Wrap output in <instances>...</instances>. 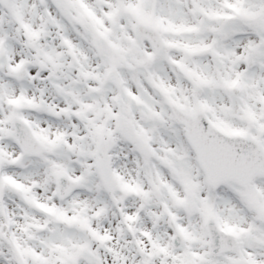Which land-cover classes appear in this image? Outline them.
<instances>
[{"label": "snow or ice", "instance_id": "obj_1", "mask_svg": "<svg viewBox=\"0 0 264 264\" xmlns=\"http://www.w3.org/2000/svg\"><path fill=\"white\" fill-rule=\"evenodd\" d=\"M15 2L22 6V0ZM108 8L113 22L122 14L135 18L134 28L149 34L143 46L129 38L127 47L112 48L102 71L82 72L91 102L73 95L69 103L77 105L76 111L57 113L45 106L54 117L83 121L86 130L98 127L89 112L109 125L114 121L146 162L155 160L158 182L130 186L110 165L101 142L93 151L81 150L90 162L73 177L47 155L81 148L64 142L65 133L57 131L50 139L47 130L33 131L40 145L35 148L0 127V134L19 148V154L0 159V213L5 189L37 210L25 213L30 224L16 225L28 241L21 245L13 234L12 264H264V225L256 227L264 220V0H116ZM25 65L21 60L9 73L21 81L38 80ZM162 65L176 72L174 85L154 82L152 69ZM141 69H147V83L136 80L132 88L127 76ZM23 92L22 87L21 95L9 96L7 103L18 108L21 102L28 108L45 104H35ZM13 118L29 125L16 112L0 124ZM72 136L82 139L75 132ZM0 155H7L2 146ZM41 164L59 169L53 198L60 195L61 176L94 197L73 196L67 207L63 195L59 205L37 202L23 183L30 173L16 169ZM225 224L231 226L226 233ZM113 231L116 246L110 243ZM216 232L231 238L230 248L223 239L218 249L215 240L205 242Z\"/></svg>", "mask_w": 264, "mask_h": 264}, {"label": "clouds", "instance_id": "obj_2", "mask_svg": "<svg viewBox=\"0 0 264 264\" xmlns=\"http://www.w3.org/2000/svg\"><path fill=\"white\" fill-rule=\"evenodd\" d=\"M115 2L116 0H22V6H19L15 0H0V85L5 86L0 88L2 98L0 120H4L9 113L16 112L25 116L30 125H24L22 121L13 118L0 124V127L12 130L26 144L35 148H39L40 145L32 137L33 131L47 130L50 139H55L54 134L57 131L65 133L64 142L78 143L81 148L71 151L60 148L47 155L53 162L67 168L73 177L80 172L82 165L90 162L80 154L81 150L93 151L95 143L101 142L106 146L110 165L130 186L142 185L148 188L151 183L158 182L155 160L149 159L146 162L136 145L115 128L114 121L109 125L103 116L98 117L95 112H89L88 119L94 121L98 127L86 130L83 121H74L66 115L54 117L45 106H51L57 113L65 108L76 111L77 105L69 103L73 95L89 97L91 102L88 92L89 81L82 72H95L98 68L102 71L105 58L112 48L127 47L129 38L140 40L143 46V40L147 39L149 34L142 27L134 28L137 24L134 17L122 14L115 22L108 18L107 13L111 11L108 4ZM21 60L26 62L25 67L33 69V76L39 75L38 80L21 81L9 73V67H15ZM145 71L147 69L129 73L126 82L132 88L136 87V80H144L147 83ZM152 72L154 82L163 79L175 84L176 72L172 67L162 65L153 68ZM22 87L26 99H33L37 105L43 100L45 104L37 108H28L23 102L19 108L9 105L8 97L20 96ZM148 87L151 88V84ZM40 89H43V92ZM152 94L155 95L156 90H153ZM111 95L109 92V98ZM74 123L77 127H73ZM109 131L112 133L111 136L108 135ZM73 132L82 139L74 141ZM0 146L7 153L0 155V159L6 161L11 155L19 154V148L12 146L6 133L0 134ZM157 148H160V145H157ZM21 171L30 173L23 179V183L30 189L29 195L37 197V202L59 205L60 195H63L65 198L63 204L67 207L73 196L82 200H92L95 195L86 189L77 190L75 185H71L61 176L60 195L53 198V194L57 192V176L54 172H58L59 169L54 170L50 167L46 169L41 164L38 167L32 165L27 169H16L17 174ZM33 180L36 181V186L32 185ZM45 180L48 181L47 184ZM2 199L4 209L3 213H0V258L3 259V264H12L10 242L13 240V234L16 242L21 245L28 241V234L22 232L16 225L30 224V221L24 220V215L25 213L31 215L37 210L34 205L24 202L7 189L2 193ZM9 219L13 224L9 225ZM261 225H264V220L258 221L256 227L260 228ZM222 227L226 233L231 226L225 224ZM28 231L34 234L39 232L33 227H29ZM234 232L239 233V229L234 228ZM112 235L113 240L110 243L116 246L117 234L113 231ZM222 239L226 241V247L230 248L231 238L220 232L207 235L205 242L211 245L215 240V247L218 249ZM34 243L38 245L39 236ZM119 243H124L122 238Z\"/></svg>", "mask_w": 264, "mask_h": 264}]
</instances>
